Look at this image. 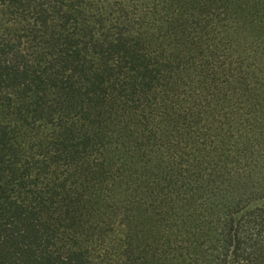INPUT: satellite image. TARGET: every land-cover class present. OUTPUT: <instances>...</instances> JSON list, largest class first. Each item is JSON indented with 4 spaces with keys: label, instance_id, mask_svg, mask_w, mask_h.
Masks as SVG:
<instances>
[{
    "label": "trees",
    "instance_id": "16d2710c",
    "mask_svg": "<svg viewBox=\"0 0 264 264\" xmlns=\"http://www.w3.org/2000/svg\"><path fill=\"white\" fill-rule=\"evenodd\" d=\"M0 264H264V0H0Z\"/></svg>",
    "mask_w": 264,
    "mask_h": 264
}]
</instances>
